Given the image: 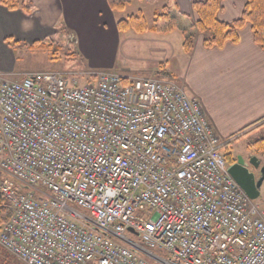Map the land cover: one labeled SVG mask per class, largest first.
<instances>
[{
    "label": "built area",
    "instance_id": "obj_1",
    "mask_svg": "<svg viewBox=\"0 0 264 264\" xmlns=\"http://www.w3.org/2000/svg\"><path fill=\"white\" fill-rule=\"evenodd\" d=\"M75 75L0 74L1 247L27 264H264V205L200 100L176 80Z\"/></svg>",
    "mask_w": 264,
    "mask_h": 264
},
{
    "label": "crops",
    "instance_id": "obj_2",
    "mask_svg": "<svg viewBox=\"0 0 264 264\" xmlns=\"http://www.w3.org/2000/svg\"><path fill=\"white\" fill-rule=\"evenodd\" d=\"M27 1H31L29 11L9 8L0 1V74L11 78L19 74L14 71L18 45H33L55 37L61 27H66L70 35L85 34L89 41L106 39L101 32L95 34V24L105 15L110 18V1L117 0ZM124 1L126 6L132 4L131 0ZM164 1L173 5L171 11L176 9L189 18L191 27L199 19L194 3L205 0ZM220 4L218 19L232 23L242 16L247 0H220ZM238 36L237 43L206 47L199 33L192 49L185 53L177 79L200 100L202 107L204 104L208 120L222 139L254 132L264 121V50L255 42L249 23L239 29Z\"/></svg>",
    "mask_w": 264,
    "mask_h": 264
},
{
    "label": "rangeland",
    "instance_id": "obj_3",
    "mask_svg": "<svg viewBox=\"0 0 264 264\" xmlns=\"http://www.w3.org/2000/svg\"><path fill=\"white\" fill-rule=\"evenodd\" d=\"M117 2H125L124 8L116 11L112 9V12H107L110 13V18L105 15L95 24V34L101 32L107 36L106 39L99 38L90 42L85 34L80 33L78 37L75 33L70 35L66 27H61L60 33L55 37H47L33 45H18L15 50L14 71H70L76 73L75 77L80 84L91 81L95 72L104 70H115L132 77L178 81L187 52L184 48V30L190 29L191 20L178 14L176 9L171 11L170 7L173 5L164 0H131L132 4L127 6L124 0ZM140 13L145 16L149 26H154L158 23L157 20L162 27L166 26L169 21L159 17L168 14L176 19L177 27L168 32L139 33L132 28L124 32L119 30L117 25L122 18ZM199 33L196 32L194 39ZM106 63L109 66H104ZM204 110L206 117H209L205 107ZM256 140L258 143L262 142L259 147L264 152V121L258 124L256 131L239 140L240 147L250 145ZM263 152L259 157L264 163ZM5 179L10 177L0 170V181ZM258 201L264 205V199L260 198ZM134 239L140 242L138 237L134 236ZM0 264L27 263L9 254L0 245Z\"/></svg>",
    "mask_w": 264,
    "mask_h": 264
},
{
    "label": "trees",
    "instance_id": "obj_4",
    "mask_svg": "<svg viewBox=\"0 0 264 264\" xmlns=\"http://www.w3.org/2000/svg\"><path fill=\"white\" fill-rule=\"evenodd\" d=\"M9 8H24L29 11L31 1L27 0H0ZM125 2L110 1V7L115 10L124 8ZM194 7L198 12L199 19L190 27L185 29L186 40L184 48L190 51L195 41L196 32L204 35V44L206 47H222L226 42L237 43L239 41L238 31L247 23L251 25L255 42L264 50V0H247V4L242 16L232 22L226 23L218 19L217 15L221 9L220 0H205L195 2ZM161 19H166L169 23L162 27L159 20L154 26H149L145 16L131 15L128 18H122L118 22V28L124 32L132 28L139 33L145 31L168 32L177 27V21L174 17L164 14ZM261 141V140H260ZM262 143V142H261ZM259 143V144H261ZM4 181V180H1ZM10 218V212L6 205L0 202V225Z\"/></svg>",
    "mask_w": 264,
    "mask_h": 264
},
{
    "label": "flooded vegetation",
    "instance_id": "obj_5",
    "mask_svg": "<svg viewBox=\"0 0 264 264\" xmlns=\"http://www.w3.org/2000/svg\"><path fill=\"white\" fill-rule=\"evenodd\" d=\"M247 135V133H238L232 137L226 138L225 144L222 148V153L225 162L229 167L235 166V170L239 173V175L246 179L247 175L251 173L256 185L257 182L262 178L261 171L264 163L259 157V154L262 155L261 153L263 152V150H261V148L259 147V143L257 140L250 145L248 144L245 147L241 148L239 140L243 137H246ZM253 160L259 162L260 165L258 167L255 166ZM258 190L260 192V198L264 199V179L262 181V185L258 188Z\"/></svg>",
    "mask_w": 264,
    "mask_h": 264
},
{
    "label": "water",
    "instance_id": "obj_6",
    "mask_svg": "<svg viewBox=\"0 0 264 264\" xmlns=\"http://www.w3.org/2000/svg\"><path fill=\"white\" fill-rule=\"evenodd\" d=\"M256 159V158H255ZM254 164L255 166H259L260 163L256 162L255 160ZM262 178L257 182L255 185L254 178L251 173L247 175V179L239 175V173L235 170V166L229 167V173L232 175V177L236 180V182L241 186V188L246 192V194L251 199H259L260 198V192L258 188L262 185V181L264 179V166L262 167ZM250 180V181H249Z\"/></svg>",
    "mask_w": 264,
    "mask_h": 264
}]
</instances>
